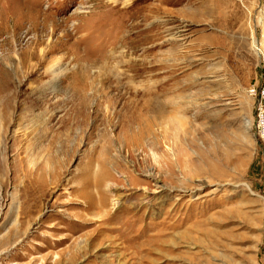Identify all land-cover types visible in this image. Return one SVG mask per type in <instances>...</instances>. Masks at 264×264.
Masks as SVG:
<instances>
[{
  "label": "rangeland",
  "instance_id": "rangeland-1",
  "mask_svg": "<svg viewBox=\"0 0 264 264\" xmlns=\"http://www.w3.org/2000/svg\"><path fill=\"white\" fill-rule=\"evenodd\" d=\"M259 108L264 0H0V264H264Z\"/></svg>",
  "mask_w": 264,
  "mask_h": 264
},
{
  "label": "built area",
  "instance_id": "built-area-1",
  "mask_svg": "<svg viewBox=\"0 0 264 264\" xmlns=\"http://www.w3.org/2000/svg\"><path fill=\"white\" fill-rule=\"evenodd\" d=\"M255 131L259 139L260 145L264 150V113L262 109H258L256 113Z\"/></svg>",
  "mask_w": 264,
  "mask_h": 264
},
{
  "label": "bare ground",
  "instance_id": "bare-ground-1",
  "mask_svg": "<svg viewBox=\"0 0 264 264\" xmlns=\"http://www.w3.org/2000/svg\"><path fill=\"white\" fill-rule=\"evenodd\" d=\"M255 43V42H254ZM2 62V61H1ZM7 66H8V62H7ZM10 66V65H9ZM6 67V66H5ZM21 69V68H20ZM53 79V78H52ZM51 82V81H50ZM54 82V81H53ZM51 84V83H50ZM50 90V89H49ZM51 91H53V90H51Z\"/></svg>",
  "mask_w": 264,
  "mask_h": 264
}]
</instances>
